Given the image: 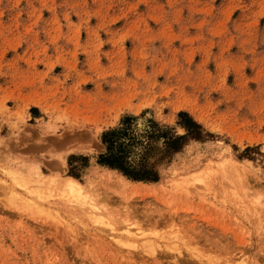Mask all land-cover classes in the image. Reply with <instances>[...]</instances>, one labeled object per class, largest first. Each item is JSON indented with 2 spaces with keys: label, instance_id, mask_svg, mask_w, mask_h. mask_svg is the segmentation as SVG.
<instances>
[{
  "label": "rangeland",
  "instance_id": "1",
  "mask_svg": "<svg viewBox=\"0 0 264 264\" xmlns=\"http://www.w3.org/2000/svg\"><path fill=\"white\" fill-rule=\"evenodd\" d=\"M0 264H264V0H0Z\"/></svg>",
  "mask_w": 264,
  "mask_h": 264
},
{
  "label": "trees",
  "instance_id": "2",
  "mask_svg": "<svg viewBox=\"0 0 264 264\" xmlns=\"http://www.w3.org/2000/svg\"><path fill=\"white\" fill-rule=\"evenodd\" d=\"M179 117L181 119L179 123L183 124L189 131L196 127L200 128V125L187 113L180 112ZM184 117L187 119L184 120ZM133 119L134 117L126 116L119 127L110 129L103 134L102 140L106 145V151L100 154L98 161L103 165L119 170L128 178L156 181L158 172L154 162L150 159L153 156L154 146L152 143L157 138L164 136L167 147L177 151L182 147L184 137L163 131L161 127L156 125L145 134L147 138L145 149L135 156L132 147L136 143L137 136L133 133L131 123Z\"/></svg>",
  "mask_w": 264,
  "mask_h": 264
},
{
  "label": "bare ground",
  "instance_id": "3",
  "mask_svg": "<svg viewBox=\"0 0 264 264\" xmlns=\"http://www.w3.org/2000/svg\"><path fill=\"white\" fill-rule=\"evenodd\" d=\"M117 182V181H116ZM65 188L68 190V191H75L78 193V196L81 195V191H80V188H79V182L73 178V177H69L68 179H66L65 183ZM87 194V193H86ZM23 196V195H22ZM68 196V195H67ZM82 196V195H81ZM73 197V196H72ZM80 198V197H79ZM34 203V202H33ZM91 206V205H90ZM130 225V224H129ZM130 229V228H129ZM132 230V229H131ZM130 233V231H127V233ZM128 233V234H129ZM133 233V232H132ZM136 235H138L137 233L135 234V237H137ZM116 239V238H115ZM119 239V238H118ZM203 258V257H202Z\"/></svg>",
  "mask_w": 264,
  "mask_h": 264
},
{
  "label": "snow or ice",
  "instance_id": "4",
  "mask_svg": "<svg viewBox=\"0 0 264 264\" xmlns=\"http://www.w3.org/2000/svg\"><path fill=\"white\" fill-rule=\"evenodd\" d=\"M183 133H182V131H181V135H182Z\"/></svg>",
  "mask_w": 264,
  "mask_h": 264
}]
</instances>
